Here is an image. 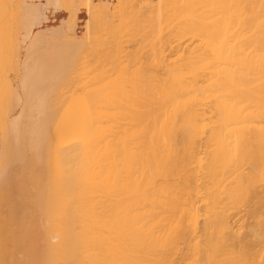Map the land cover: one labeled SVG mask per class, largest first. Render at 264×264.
I'll use <instances>...</instances> for the list:
<instances>
[{"label":"bare ground","instance_id":"obj_1","mask_svg":"<svg viewBox=\"0 0 264 264\" xmlns=\"http://www.w3.org/2000/svg\"><path fill=\"white\" fill-rule=\"evenodd\" d=\"M45 1L0 0V264H264V0Z\"/></svg>","mask_w":264,"mask_h":264},{"label":"rangeland","instance_id":"obj_2","mask_svg":"<svg viewBox=\"0 0 264 264\" xmlns=\"http://www.w3.org/2000/svg\"><path fill=\"white\" fill-rule=\"evenodd\" d=\"M27 1H28L29 3H33V4H37V3H45V2H46L45 0H27ZM60 1H61V0H60ZM66 1H67V0H66ZM66 1L64 2V0H62L61 2H64V3H62V4H61V2H60V5H61V6H64L63 4L66 3V4H65V7H66V8H65V7H60V6H59L60 9H58V8H57V9H53V7L49 8V10H48V12H49V13H48V18L46 19V21L41 22V23L39 24V27H41V28H45V29H46V28H50L51 26L56 25L57 23L59 24L60 19H62L63 17H65V16L67 17V16L69 15V12L67 11V10H68V7H67V6L69 5V2L67 3ZM68 1H69V0H68ZM139 1H140V0H129V2H131V3L134 2L135 5H137ZM141 1H143V0H141ZM141 1L139 2V4H142ZM144 1H146V0H144ZM144 1H143V5H142L141 7H140L139 5L135 6V5L132 3V4L137 8L136 12H137V13L140 12L139 15H140L142 12L144 13L143 10H145V9H143V8H144V6H145L146 4L149 3V6L146 5L147 8H149V7L151 8L150 5H152V4H153L154 7H155V3H153V1L155 2V0H153V1H152V0H147L146 4H144V3H145ZM150 1H152V2L150 3ZM158 1H160L159 3L161 4V6H162V4H163V6H166L167 2L169 3V0H166V1H165V0H162L163 2H162L161 0H157V2H158ZM170 1H172V0H170ZM91 2H92V6H95V7H96V6L99 7V5H104V4H106V6H108V8H110L111 11H112V10L114 11L115 9L121 11L125 6H129V8H130V10H131V14H132V12H134L135 9H136L135 7H134V8H131V7H130V6L132 5L131 3H130V5H128V3H129L128 0L125 1L126 3L128 2L127 4H125L124 0H119V1H117V0H91ZM123 2H124L125 5L123 4ZM136 2H137V4H136ZM165 2H166V3H165ZM172 2H173V1H172ZM101 3H102V4H101ZM103 3H104V4H103ZM116 3H117V5H116ZM119 3H120V4H119ZM121 3L123 4L124 7H121V6H122ZM107 4H108V5H107ZM160 4L158 5V4L156 3V6L160 7ZM164 4H165V5H164ZM120 5H121V6H120ZM118 6H119V9H118ZM167 6H169V5H167ZM139 7H140L141 9H140ZM112 8H113V9H112ZM127 8H128V7H127ZM127 8L125 7L126 11H127V10L129 11V9H127ZM142 9H143V10H142ZM139 10H140V11H139ZM141 10H142V12H141ZM146 10H148V9H146ZM149 10H150V9H149ZM149 10H148V11H149ZM138 11H139V12H138ZM149 12H150V11H149ZM149 12H148V13H149ZM11 13H12V16H11ZM14 13H15V12H11V10H10V12H9L10 16L12 17V20L10 19V26H11V23H12L14 17L16 16ZM115 13H116V12H115ZM146 13H147V12H145V14H146ZM148 13H147V14H148ZM169 13L171 14V11H170ZM9 14H8V17H9ZM100 14L102 15V16H101V21L103 22V21H104V20H103V19H104L103 16H105V15H103L102 12H101ZM129 14H130V13H129ZM147 14H146V15H147ZM150 14H151V12L149 13V15H150ZM97 15H99V13H97L96 16H97ZM146 15H144V17H148V16H146ZM130 16H131V15H130ZM87 17H88V16L86 15L85 10L81 8V9L78 11V13H77V19H76V21L72 24V26H71L69 29H67V30L65 31V34H64L65 36H64V37L67 38L68 40H69V39H70V40H71V39H75V38H78V39H80V38H84V36L87 35V34H85V32H84V31H85V19H86ZM141 17H142V16H141ZM144 17H143V18H144ZM8 19H9V18H8ZM98 19H99V16H98ZM105 19H106V18H105ZM140 19H141V18H140ZM144 19L146 20V18H144ZM144 19H141V20H144ZM170 19H172V18H169V19L167 20L166 24H167L168 22L171 21ZM169 20H170V21H169ZM172 21H173V20H172ZM13 22H14V21H13ZM143 22H144V24L146 23V21H142V23H141V24H142V27H141L142 29L140 28V30H139V33H142V32L144 31V32L141 34L143 37H141V35H140L139 33L137 34V37L135 36V34H133L134 37H133V35H132V37H131V38H132L131 41H134L135 38H138V35H140V36H139L140 38H138V39L140 40V41H138L140 46L138 45L137 42H136L137 44L135 43L137 46H139V52H140V50H142V48H140V47H142L141 44L143 45V49H144V50L147 49V45H146L147 43H146V42H145L146 44L143 43V41L145 40V39H144V38H145L144 35H145V36L147 35V30H145V28H147V27L144 28V26H143ZM173 22H174V21H173ZM42 23H43V24H42ZM100 23H101V22H100ZM104 23H105V21H104ZM12 24H13V27H15V26H14L15 24H14V23H12ZM102 24H103V23H102ZM166 24L164 23V25H165L164 28L167 27V28H166L167 30L165 29L164 32L167 33V35H169L170 33L168 34V32H167V31H168V28H169V30L172 29V28H173V25H175V22H174V24L172 23V24H170V25H166ZM168 24H169V23H168ZM99 25H101V24H98V26H99ZM170 26H171V28H170ZM99 27H100V26H99ZM99 27H97V28H99ZM103 27H104V24H103ZM11 28H12V27H11ZM11 28H10V29H11ZM23 28H24V27H23ZM23 28H21V29L19 30V31H20L19 33H24L25 30H24ZM35 28H36V27H35ZM12 29H14V28H12ZM95 29H96V28H93V29L88 33V38H89V39L87 38L88 40H87V39L85 40L84 43H86V44L84 45V43H83V47H82V45H80L81 48L78 47V48H80V52H79V51H78L79 53L77 52L78 55L82 53L81 56H83V53L85 54L84 56H86V57H83V61H85V60L87 59L86 62H88V63L90 62V64H91V68H88V69H86V70H84V69H85V68H84V69H83L84 72H83V71L79 70V69L83 68V66H82L83 64L81 65L80 68H79V66H78L79 69H78V68H77V69H78L79 73H77L78 71H76V72L74 73V74H75V78L78 77V78H76V80H75V82H74V86H75V87L73 86L74 88L72 89L71 83H70L69 85H67V87L65 86V87L68 88V89L71 88L72 91H73V90H74V91L77 90L76 92H78V90H79L78 93H80V91L83 90V88H82V89L79 88V87H81V85L83 84L82 81H83V80L85 81V79H87V80L89 79V80H90L91 76L94 75L95 72L99 71V70H97V69H99L101 66H103V65L101 64V66L97 68V66L100 64L99 62L102 63V61H101L102 58H101L100 61H99V58L97 59V57H98L99 54H100L101 57H102L103 52H106V51H104L103 48L101 49V47H100V49H99V47L96 48L97 45H98V42H97V45H95V44H96V41H95V44H94V41H90V43H89V40L94 39V37L92 38V36H93L92 33H94L93 31H95ZM102 29H103V28H102ZM23 30H24V31H23ZM100 30H101V28H100ZM45 31H46V32H45ZM45 31H44V35H43V37H44V36H45V37H44V38L42 37L43 39L41 40V43H40V44L42 45V48L40 47L41 50L38 49L37 51H41V52H43V49H45V47L48 46V48H49L50 50H49L47 47H46V48H47L49 51H48L47 49L44 50L45 54H47L48 52L52 51V50H51L52 48H53V49H58V47H59V49H60V48L63 49V47H64V49H65V47H67L66 45L69 44L68 41H66L65 38H64L63 36L59 37V36H60L59 33H58V34H57V33H54V32L52 33V31H50V30H45ZM145 31H146V32H145ZM170 31H171V30H170ZM96 32H97V33H96ZM101 32H102V31L99 32V31L96 30L95 33H94V35H98V33H101ZM56 34H57V36H56ZM89 34H92V35L89 36ZM58 35H59V36H58ZM126 37H127V36H126ZM57 38H58V39H57ZM85 38H86V37H85ZM124 38H125V37H124ZM131 38H130V39H131ZM133 38H134V39H133ZM142 38H143L144 40H143ZM130 39L126 38V39H125L126 42H123V44H124V45L127 44L128 47H130V45L133 46L134 49L131 50V51L133 52V51L135 50V48H138V47H137L136 45H135V46H136V47H135L133 44H131L132 42L130 41ZM43 40H44V41H43ZM136 40H137V39H136ZM136 40H135V41H136ZM141 40H142V41H141ZM147 40H148V39L146 38L145 41H147ZM42 41H43L44 43H43ZM79 41H80V40H79ZM127 41H128V42H127ZM129 41H130L131 43H130ZM135 41H134V42H135ZM50 42H51V43H50ZM52 42H53V43H52ZM63 42H64V43L66 42V44H63ZM125 43H126V44H125ZM140 43H141V44H140ZM44 44H45V45H44ZM56 44H57V45H56ZM61 44H62V45H61ZM91 44H92V45H91ZM129 44H130V45H129ZM87 45H88L89 47H88ZM26 46H27V41L23 42L22 53H21V54H22V55H21V56H22V60L24 59V56H25ZM38 46H39V45H38ZM70 46H71V48H70ZM70 46L67 47V48L72 49V50H75V52L77 51V49H78L77 46H76V48H74L75 45H72V44H71ZM94 46H96V47H94ZM102 46H104V45H102ZM144 46H145V47H144ZM55 47H56V48H55ZM72 47H73V48H72ZM93 47H94V48H93ZM38 48H39V47H38ZM95 48H96V49H95ZM110 48H111V47H108V51H110ZM128 49H131V48H128ZM94 50H96L97 54H96V52H95ZM100 50H101V51H100ZM102 50H103V51H102ZM106 50H107V48H106ZM60 51H61V50H60ZM81 51H82V52H81ZM88 51H89V52H88ZM99 51H100V53H99ZM35 52H36V51H35ZM35 52H34V54H35ZM41 52H38L41 56L45 55V54H43L44 52L42 53L43 55L41 54ZM142 52H145V51H142ZM38 53H36V54L39 55ZM34 54H33V55H34ZM36 54H35V55H36ZM48 54H49V53H48ZM50 54H51V53H50ZM37 55H36V56H37ZM95 55H96L95 58H96L97 61L94 60V59H95V58H94ZM36 56H35V58H39V57H41V56H37V57H36ZM88 56H89V57H88ZM87 57H88V58H87ZM91 57L94 58L93 60H94L95 62H94L93 60H91V59H92ZM88 60H89V61H88ZM92 61H93L94 63H93ZM98 61H99V62H98ZM86 62L84 63V64H85V65H84L85 67H86V64H87ZM96 62H98V65L96 66L97 69L94 68L95 66L93 67L94 69H96V70L94 71V69L92 68V65H95ZM131 62H132V61H131ZM90 64H88L87 67L90 66ZM132 64L135 65L134 61H133ZM136 65H137V64H136ZM107 66H109V65H107ZM107 66L105 65V67H107ZM105 67L103 68L104 70L106 69ZM131 67H132V66H131ZM134 67H136V66H134ZM134 67H132V68H134ZM21 68H22V67H21ZM91 69H93V70H91ZM103 69H102V70H103ZM112 69H113V68H112ZM112 69H111V70H112ZM134 69H135V68H134ZM102 70H101V71H102ZM111 70H109V73L112 72ZM130 70H131V69H130ZM21 71H22V69H21ZM80 71H81V72H80ZM92 71H93V72H92ZM101 71H99V72L101 73ZM110 71H111V72H110ZM82 72H83V74H82ZM87 72H90V73H87ZM80 73H81V74H80ZM76 74H77V75H76ZM85 74L88 75V76L85 77ZM91 74H92V75H91ZM14 75H15V73H10V76L14 77ZM80 75H84V76H80ZM90 75H91V76H90ZM98 75H99V74H98ZM89 76H90V77H89ZM84 77H85V79H83ZM93 77H94V76H93ZM97 78H98V77H97ZM78 79H79V81H77ZM81 79H82V81H81ZM92 80H93V79H92ZM96 80H97V79H96ZM80 81H81V82H80ZM78 82H80L79 85H78ZM91 82H92V81H91ZM75 83H76V84H75ZM88 83H89V87H88V88H90V82H88ZM93 83H94V82H93ZM97 84H98V81H97V83H95L93 86L95 87ZM99 84H100V83H99ZM77 85H78L79 87H76ZM69 86H71V87H69ZM93 86L91 85V87H93ZM97 86H98V85H97ZM82 87H83V85H82ZM94 87H93V88H94ZM66 88H65V91L68 90V89L66 90ZM78 88H79V89H78ZM65 91H64V92H65ZM68 91H69V90H68ZM76 92H75V93H76ZM65 93H66V95L68 94V92H65ZM65 93H64V95H65ZM75 93H74V94H75ZM76 94H77V93H76ZM66 95H65V96H66ZM81 95H82V94H80L79 96L81 97ZM79 96H78V97H79ZM82 96H83V95H82ZM78 97H77V98H78ZM80 97H79V99L81 100ZM67 98H68V97H66V98H64V99H67ZM83 98H84V97H83ZM83 98H82V99H83ZM65 101H66V100H65ZM93 108H94V107H93ZM95 109H96V108H95ZM15 160H17V159H15ZM15 160H14V162H16ZM17 161H18V160H17ZM19 161H20V160H19ZM12 162H13V161H12ZM14 162H13V163H14ZM13 163H11V164H12L13 166H15V167H16V165H17V167H16L15 170L12 169V172H13V171H16V170H17V172H19V170H20L21 168L18 169V168H19V167H18V166H19L18 164H19L20 162H19L18 164H16V163L13 164ZM12 165H10V166H12ZM13 166H12V168H13ZM20 166H21V165H20ZM22 169H23V168H22ZM38 169H39V168L37 167L36 170H38ZM20 171H22V170H20ZM39 171H41V170H39ZM13 173H14V172H13Z\"/></svg>","mask_w":264,"mask_h":264}]
</instances>
